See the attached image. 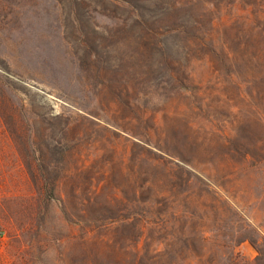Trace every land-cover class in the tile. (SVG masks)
Listing matches in <instances>:
<instances>
[{"label": "rangeland", "instance_id": "1", "mask_svg": "<svg viewBox=\"0 0 264 264\" xmlns=\"http://www.w3.org/2000/svg\"><path fill=\"white\" fill-rule=\"evenodd\" d=\"M0 264H264V0H0Z\"/></svg>", "mask_w": 264, "mask_h": 264}, {"label": "trees", "instance_id": "2", "mask_svg": "<svg viewBox=\"0 0 264 264\" xmlns=\"http://www.w3.org/2000/svg\"><path fill=\"white\" fill-rule=\"evenodd\" d=\"M115 1H118L119 3L128 4V0H115ZM48 196H49V197H52V193H51V191L48 192Z\"/></svg>", "mask_w": 264, "mask_h": 264}]
</instances>
